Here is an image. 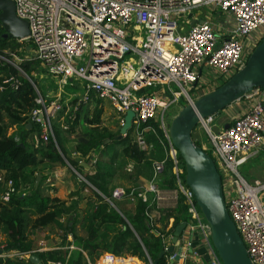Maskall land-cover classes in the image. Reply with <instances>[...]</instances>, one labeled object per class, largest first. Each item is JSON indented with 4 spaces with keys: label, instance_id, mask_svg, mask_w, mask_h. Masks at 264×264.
Wrapping results in <instances>:
<instances>
[{
    "label": "built area",
    "instance_id": "2783aa9c",
    "mask_svg": "<svg viewBox=\"0 0 264 264\" xmlns=\"http://www.w3.org/2000/svg\"><path fill=\"white\" fill-rule=\"evenodd\" d=\"M13 1L16 14L28 22L29 28L26 36L17 39L25 51L31 52L27 57L1 59L21 70L24 59H37L46 73L58 78L61 87L69 79L81 80L84 92L80 101L89 99V92L107 100L117 112L120 124L127 110L134 111L131 130L140 149L151 146L146 131L154 132L161 143L164 156L152 161L153 176L148 186L127 192L123 185L117 184L105 199L113 204L125 197L131 202L150 197V205L160 206L169 193L174 201L178 192L182 193L189 218L174 250L164 253L166 263L185 264L188 248L197 264H223L210 238V225L182 176L184 164L170 139L164 112L171 103L181 105V100L191 101L201 94L200 89L206 86L211 89L220 77L224 81L244 65L264 34V0ZM210 73L211 80L205 77ZM9 79L13 85L18 83L14 76L5 81ZM190 88L195 89L193 93ZM43 96L48 95L37 93L38 105L29 114L39 128L35 143L48 141L50 137L55 140L52 114L76 99L74 93L67 97L68 101L61 96L46 97L48 100ZM242 97L248 106L233 115L227 126L213 129V114L201 118L198 123L206 130L208 141L197 140L216 163L227 210L248 256L253 264H264V180H249L239 170L251 156L264 152V87L257 86ZM153 120L158 122L161 132L151 123ZM96 159V151L78 157L83 164L94 163ZM167 159L172 162L175 187L166 190L160 184V174ZM7 183L4 200L13 190L12 181L9 179ZM45 183L52 185V178L48 177ZM171 237L172 233L162 236V249L168 247ZM68 247L79 249L74 242ZM177 248L180 255L174 260ZM5 254L31 255L15 250L1 255ZM134 257L103 251L88 264H146ZM146 257L148 264H155L147 253ZM47 264L66 263L48 260Z\"/></svg>",
    "mask_w": 264,
    "mask_h": 264
},
{
    "label": "trees",
    "instance_id": "16d2710c",
    "mask_svg": "<svg viewBox=\"0 0 264 264\" xmlns=\"http://www.w3.org/2000/svg\"><path fill=\"white\" fill-rule=\"evenodd\" d=\"M0 28V49L9 47L16 51L20 45L23 46L17 38L3 36V27ZM20 64L33 81L32 72L43 70L34 58L24 59ZM10 76H14L18 83L13 85V80L5 81ZM27 76L17 75L8 63L0 64V169L4 170L0 176V246L3 252L15 250L35 254L39 262L30 257L5 254L0 255V264H47L48 260L88 264L103 251L135 255L148 264L147 253L153 261L157 260L155 264H167L165 254L159 255L163 248L162 236L173 233L179 222L189 218L184 195L179 193L172 206L150 205V197L149 200L136 198L129 207H126L128 198L114 200L113 204L105 199L120 177L126 178L127 186L124 187L127 192L139 186L137 179L140 175L152 178V161L164 156L155 133L145 132L151 144L147 149L138 147L131 129L124 137L117 138L119 128L113 130L99 125L103 110L101 99L89 92V99L79 103L72 99L63 105L61 109L69 105V112L64 113L62 120H59V115L53 118L58 144L51 137L48 141L31 144L26 136L39 128L30 120L29 114L38 104L35 101V87ZM66 85L84 87L81 80L75 79H69ZM183 103L185 100H182ZM118 119L116 117L115 122L120 126ZM29 122L32 125L27 128ZM80 122L82 127L79 129ZM151 123L160 131L156 120ZM10 124L19 126L18 134L7 133ZM70 133H74L72 150L82 155L96 151L93 170L86 171L83 176L100 193L89 188V193L81 195L88 185L80 182V187L71 191L66 198L51 195V187L45 185L44 175L34 187L36 173H42V169L38 168L42 162H46L49 167L66 165L68 162L81 172L83 164L78 157H72L65 147V140ZM195 141L200 144L199 140ZM130 162L133 163L131 167ZM182 176L184 178V174ZM9 179L13 190L4 200L2 195L8 188ZM160 184L163 187H175L170 159L166 160L160 174ZM170 220L171 224L168 225ZM40 230L45 231V238L57 235L60 241L38 249L35 240ZM72 242L79 247L74 252L68 247Z\"/></svg>",
    "mask_w": 264,
    "mask_h": 264
},
{
    "label": "water",
    "instance_id": "95a60500",
    "mask_svg": "<svg viewBox=\"0 0 264 264\" xmlns=\"http://www.w3.org/2000/svg\"><path fill=\"white\" fill-rule=\"evenodd\" d=\"M0 22L4 36L20 38L29 33L28 22L16 14L13 0H0ZM257 86L264 87V34L250 51L242 67L223 82L181 104L168 123L170 139L177 147L184 164V181L192 190L198 208L210 225V238L223 264L253 263L227 210L216 163L210 153L195 141L193 130L201 118L226 107ZM133 115V110L124 113L117 138L124 137L131 129ZM227 125L228 123L224 124ZM26 126H31V123ZM108 140L109 138L106 139ZM41 177L40 172L36 173L34 187ZM185 225L186 222L181 221L175 226L171 243L165 250L161 249L160 256L166 251L174 250ZM2 252L0 247V255ZM179 255L180 248H177L173 259L177 260ZM29 257L39 262L35 254ZM153 262L156 263L157 260Z\"/></svg>",
    "mask_w": 264,
    "mask_h": 264
},
{
    "label": "rangeland",
    "instance_id": "374dc122",
    "mask_svg": "<svg viewBox=\"0 0 264 264\" xmlns=\"http://www.w3.org/2000/svg\"><path fill=\"white\" fill-rule=\"evenodd\" d=\"M1 26L2 25H1V22H0V27ZM0 30H1V28H0ZM2 34L4 36V29H3ZM29 53L30 52L28 50L25 51V48L23 46H21V45L18 48V50H16V51L10 49L9 47H6L4 49H0V57H20V55H21V57H27L29 55ZM3 62L10 64L15 69L17 75H24V76H26L25 75L26 73H25L24 70H21V69L17 68L16 65L11 64L9 61L5 60V58L4 59H1L0 58V64H2ZM39 68H40V65H39ZM32 73H33L32 74L33 75V78H34V81L33 82L35 84L34 87H35L36 93L45 94V93H47L48 90L53 91V92H50L51 94H46L48 96H43V97L46 98V97H49L50 95L53 96V93L56 92L55 90H57L59 88L64 93H66L67 95H68V93L71 92V94L68 95L67 97H70L72 95V93H74V95H75L74 98H76V100H74L73 102H78V101L80 102V99H83L82 98V96H83V88L82 87L71 86V85H64L63 87H61L59 85V82H58V78L57 77H55V76L53 77V75H49V73H46V72H44L41 69L38 70V71L35 70ZM205 77L207 79H210L211 80V78H212L211 73H210V75H205ZM222 81H223V78L220 77L219 82L221 83ZM209 88H210V86H206V89H204V90L207 91V90H209ZM194 90H195L194 88H190L189 89V92L190 93H193ZM204 90L200 89V93H202V91H204ZM54 97L55 98H58L57 96H54ZM48 99L49 98H46V100H48ZM179 99L181 100L182 98H179ZM181 102H182V100H181ZM101 103H102L101 105L103 107V110H102V113L100 115L101 123L99 125L107 126V127L111 128L113 130L119 128V126L117 125L118 123L116 124V122H115V118L117 116L115 115V112L116 111L113 108V106L107 100H104V99H101ZM178 103L179 102H173V103H171L169 105V107L165 110L164 115L166 116L167 121H170L171 117L178 111V109L180 107V105ZM68 112H69V105H67L66 109L63 108V109H61V111L60 110L55 111L52 114V116H51V123H52V126H53V136H54L55 142L57 144H58V136H57V132H56V129L54 127V124H53V118H55L56 116L59 115V120H62V117H63L64 113L66 114ZM220 113L221 112H219V110L216 111L215 113H213V121H214V123L212 124V128L213 129H217V127H218L217 125H219L222 122ZM81 127H82V123L80 122L78 128L80 129ZM197 134H199L200 138L203 139V141H205V140L208 141L207 132H206V130L199 123H197V125L195 126V128L193 130V137L195 138V136ZM58 149L60 150L61 154L63 155L64 153H63V151L61 150V148L59 146H58ZM80 156H82V154H80ZM261 156H263V158H264V155H261ZM63 157H65V155H63ZM65 166H67V168L69 169L70 172L76 174L75 173V170H74V167L71 164L66 163ZM239 170L241 171V173H251L249 175L250 176H253V177H249V178H259L261 180H264V162H262L260 160H256L254 163H251L250 161H248V162L240 165L239 166ZM143 177H144V175H143ZM144 178H145V181L142 182L141 185H139L138 187H135L134 188L135 190H144V188H146L148 186V182L150 181L151 178L150 179H147L148 177H144ZM79 180L82 183H85L86 185H88L87 186V189H85L82 194L89 193V191H90L89 188H91L92 190L100 193L99 190L97 188H95V186L91 185L88 182L87 179L85 180L84 178L79 177ZM116 182L118 184H121V185H127L126 178H124V177H120V178L116 179ZM164 188L166 190L167 189H172V188H168V187H164ZM178 194H179V192H178ZM125 198H122V199H119V200H123ZM176 201H174L172 199V196L169 193V198L167 200L163 201V203L160 206H172V205H175ZM132 203L133 202H131L129 200V203L126 204V207H129L130 206L129 204H132ZM43 235H41V236H43ZM38 238H40V237L39 236L36 237V242H38L39 245H42L43 244L42 243L43 240H40ZM50 238L51 237H49V239H47V243H45L46 241H44V244L50 243V241H51ZM74 249H77V248L76 247L72 248L73 252H74ZM140 259H142V258H140Z\"/></svg>",
    "mask_w": 264,
    "mask_h": 264
},
{
    "label": "crops",
    "instance_id": "0c3cea01",
    "mask_svg": "<svg viewBox=\"0 0 264 264\" xmlns=\"http://www.w3.org/2000/svg\"><path fill=\"white\" fill-rule=\"evenodd\" d=\"M28 51L31 52V49H29ZM26 75V74H25ZM54 77V76H53ZM220 82L218 81V83H216L214 86L218 85ZM213 86V87H214ZM212 87V88H213ZM57 89V88H56ZM210 89V88H209ZM56 92L53 93V96H61V98H63V100L65 101H68L69 98H67L68 95L71 94L68 93V95L66 93H64L61 89H57L55 90ZM206 91V90H205ZM50 92H53V91H50L48 90L47 93L45 94H51ZM63 92V93H62ZM84 92V91H83ZM62 93V94H61ZM55 94V95H54ZM51 96V95H50ZM181 106V105H180ZM248 106V101L245 99V98H239L233 102H231L229 105H227L226 107L222 108L219 110L220 115H221V119H222V122L217 125L218 127L224 125L225 123H227L231 117L233 115H235L236 113H238L239 111L241 110H244L246 109V107ZM217 124V123H216ZM32 125V124H31ZM27 127V126H26ZM31 126H28L27 128H30ZM19 126L17 124H10L8 126V129H7V133L10 134V133H16L18 134V131H19ZM38 132V129H36V131H32L31 133H28L27 136H26V139L29 143H34L35 142V135L37 134ZM74 133H70L68 135V139L65 140V147H66V150L68 151V153L72 156V157H80V153L78 151H75V150H72V146H73V135ZM195 139H200L201 142H203V139L200 138L199 134H197L195 136ZM261 155H264V152L263 151H260L256 154H254L253 156H251L248 160H246L244 163L250 161L251 163H254L256 160H260L262 162H264V158L263 156ZM68 163V162H67ZM243 163V164H244ZM83 164V163H82ZM133 163L130 162V167ZM40 167V169H42V175L45 176V179H44V183L46 181V179L48 177H51L52 178V181H53V184L52 185H49L51 188H50V194L51 195H56L58 197H61V198H66L69 193L75 189H77L78 187H80V180H79V177L80 175H84V173L88 170H93V163H86L84 162L83 164V168H81V172L78 171L76 168H75V173H72L69 171V169L67 168V166L65 165H55L53 167H49L48 164L46 162H42L38 165V168ZM4 174V170L3 169H0V176ZM80 174V175H79ZM247 179L249 180H252L254 178H249V177H253V176H250L249 174L251 173H242ZM145 181V178L143 176H139L138 179H137V183L139 185H141L142 182ZM147 182V181H146ZM8 184V183H7ZM45 185L48 186V184L45 183ZM121 185V184H120ZM123 186H127V185H123ZM85 190V189H84ZM83 190V191H84ZM82 191V193H83ZM81 195H84L82 194ZM80 205L82 206L83 205V200L82 202L80 203ZM171 222V220H170ZM185 231L187 232V235H189L188 233V230L185 229ZM45 234V231H38L36 233V236L40 237L38 239L40 240H43V244L42 245H39L38 242H36L35 240V247H43V248H47L49 247L50 245H53V244H57V242L60 241L59 237L57 235H54L52 238H50V243L48 244H44V241H46L45 243H47V239L49 238H45V236L43 235ZM43 235V236H41ZM39 240V241H40ZM193 240L195 242V236L193 237ZM72 250V249H71ZM187 257H186V260H185V264H197L195 262V260L192 258L191 254L189 253V249L187 248ZM139 258V257H138ZM137 258H134L135 261L139 262V263H142L139 259Z\"/></svg>",
    "mask_w": 264,
    "mask_h": 264
}]
</instances>
